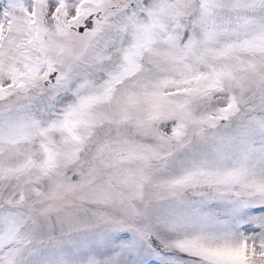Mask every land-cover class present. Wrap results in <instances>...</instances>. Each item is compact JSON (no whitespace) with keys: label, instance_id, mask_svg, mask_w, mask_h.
I'll return each mask as SVG.
<instances>
[{"label":"snow or ice","instance_id":"6c2138e0","mask_svg":"<svg viewBox=\"0 0 264 264\" xmlns=\"http://www.w3.org/2000/svg\"><path fill=\"white\" fill-rule=\"evenodd\" d=\"M0 264H264V0H0Z\"/></svg>","mask_w":264,"mask_h":264}]
</instances>
